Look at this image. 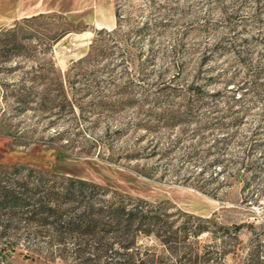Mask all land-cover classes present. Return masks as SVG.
Instances as JSON below:
<instances>
[{
    "label": "rangeland",
    "instance_id": "rangeland-1",
    "mask_svg": "<svg viewBox=\"0 0 264 264\" xmlns=\"http://www.w3.org/2000/svg\"><path fill=\"white\" fill-rule=\"evenodd\" d=\"M241 1L0 0V187L33 203L53 199L37 191L69 179L91 182L101 186L99 201L109 197L103 195L108 189L160 207L165 220L156 228L167 233L159 237H188L174 231L198 221L189 222L180 210L210 219L209 231L196 241L200 255L211 258L208 264H264V129L258 128L264 102L223 92L233 76L264 75V2ZM117 5L127 21L110 43L115 55L74 67L91 50L96 31L117 27ZM237 8L230 22L224 10ZM39 14L62 15L76 31L50 46L47 41L45 54L44 35L63 19L23 22ZM145 24L149 29L134 33ZM72 67L87 74L71 83ZM60 77L70 99H76L71 85L82 89L77 97L85 113L79 107L76 114L39 109L59 99ZM190 85L222 93L207 98L215 106L175 117L171 113L186 109L183 96L171 94L189 95ZM88 89L93 96H86ZM149 96H160L156 105L143 102ZM102 100L109 104H97ZM164 113L186 122L163 127L158 118ZM147 119L151 132L136 127ZM216 120L225 129H215ZM253 131L258 134L251 143ZM75 206L62 208L70 216ZM30 211L0 203V264H92L103 254L102 242L84 252L76 243L87 238L62 233L56 217ZM156 237L141 236L137 244L156 255L154 264L187 263L190 246L173 242L168 248ZM113 247L110 253L122 251L118 243Z\"/></svg>",
    "mask_w": 264,
    "mask_h": 264
},
{
    "label": "trees",
    "instance_id": "trees-1",
    "mask_svg": "<svg viewBox=\"0 0 264 264\" xmlns=\"http://www.w3.org/2000/svg\"><path fill=\"white\" fill-rule=\"evenodd\" d=\"M248 2H253L258 7L259 5H262L264 0H242L241 5L247 6ZM156 10L159 11L160 9L156 8ZM224 13L227 17V20H230L231 22V20H236V17L238 16V8L233 9L232 11H230V9H225ZM257 14L258 12H256V15ZM52 17L54 19H63V21L57 24V29L53 31L51 35H44V40L47 43H44L46 46L44 48L45 54L47 53L48 49L47 41H49L50 46L52 42L59 41L69 33L76 31V29L73 28L69 22H64V19L66 18L62 15L39 14L30 18H25L23 21L24 23H31L37 20H44ZM116 17L117 27L113 30L102 29L96 31V36L91 44V50L86 56L77 61L74 64V67L86 63L90 64L96 61L99 62L100 58H108L115 55V52L111 50L110 43L116 42L120 38L123 23L127 21L125 16L122 14V9L119 5H117L116 8ZM144 26L145 27H140V29L135 30L134 33H141L142 31L149 29L148 25L145 24ZM16 27H14V29H8L2 34V36L16 31ZM17 39V36L14 35L13 41L16 42ZM8 41L10 42V40ZM73 70L74 68L72 67L66 78L71 81V83L78 82L77 78L87 74L86 71L82 72L80 69H76L74 70L73 75L71 74ZM110 72H112V70ZM263 78L264 75H246L243 79H238L236 76H233L228 79V81H226L223 92L227 93L231 91H240L241 95L237 98L238 100L248 93L252 94L253 98L257 97L264 102ZM58 85L59 87H57L55 91L57 92L56 96L59 99L57 101L55 100L54 102L47 101V103L42 104V107L39 109L43 111L70 108L76 114V107H79L83 113H85L82 103L79 104V100L82 98L78 99L77 97L82 89L78 90L73 85H71L72 93L74 92V95H76V99L74 100L69 98L68 89L65 86L64 79L62 77L59 78ZM85 92L86 96L93 94L89 93V89ZM187 92L189 95L171 94L172 97L183 96V106L186 109L184 111L179 110L174 111L176 113H171L174 114L175 117L176 114L179 116L192 115L194 112L204 109L207 106H215V104L210 105V103L207 101V98H218L220 93H222V91H218L210 95L205 90L204 85H198L197 87L190 85L187 89ZM150 98V96L146 97L143 102L152 101L153 104L156 105V101L159 100L158 98H160V96L155 97L154 99L151 98V100ZM97 104L106 106L109 103L102 100L98 101ZM247 111L248 109H244L243 114L247 113ZM167 115V113H164L162 117L158 118V123H162L163 127H174L186 122L184 119L169 120ZM225 124L226 123L222 121L216 120L213 125H215V129L223 130L225 129ZM136 127L143 128L146 132H151L153 128L151 121H148V119L146 121L140 120L138 123H136ZM258 128L264 129V125H259ZM258 132L253 131L252 135L249 137V141H251V143L253 140L257 139L256 136ZM63 134V132H60L58 136L61 138L63 137ZM248 166V164L245 165L246 169L249 168ZM13 168L21 167L16 165ZM0 188V192L3 194L2 196H4V199L0 201L2 205L6 203H12L13 206H19L23 209L27 208V212H32L30 209L34 208V215L45 216V219L47 220L48 218L56 217V220L53 224L58 226L56 227L58 231L62 233L68 232L72 234H79L84 236V238H87L83 239L85 241L81 240L80 242L78 241L76 243L79 245V248H81L83 244L85 245V248L81 249L84 252H87L88 249L90 250L91 248H94L95 243L102 242L104 252L103 254L98 255V259H96L95 263L92 264H154L157 261L156 255L150 252V249H146L145 252H142L137 247L139 238L141 236H158L156 238L160 239V241L168 248L173 242L182 246H190L189 256H185V258H187L186 264H208V262L211 260L209 257L205 258L204 255H200V246L196 242L199 238L198 236L209 231V227L206 223L210 222V219H203L196 215H192L180 210L182 214L188 216L189 222L193 219L198 221V223L193 224L191 227L186 226V221L180 226V229L182 228V230L174 231L176 234H179V232H185V235L188 237H159L164 236V234L167 233L166 231L165 233H160L159 229L156 228L158 225H163L165 220L162 216L163 213L159 212L160 207H154L144 199H135L134 197L124 193L109 191L108 189H105V193H103V195L109 197L99 201L97 196L99 195L98 190L101 189V186L91 182L69 179L68 182H66V184L62 185L61 187L53 186L51 189H42L41 191H37V193L44 192L45 194L54 196L53 199H48L46 201L39 199L33 203H29L25 200L23 201L21 198H18L16 195V190L14 189H8L6 186H1ZM249 199V195L245 197L246 201H249ZM68 203L77 204V206H75L72 210L70 216L67 215V212L62 208L63 204ZM169 204L171 205L172 203ZM173 207L176 206L173 205ZM82 209L83 211H79ZM44 224L49 225L50 223L45 221ZM115 243H118L119 248L122 249V251H112L110 253L109 251L113 250ZM95 248L100 249L102 247ZM176 248L179 247L176 246ZM103 257H105V259H103ZM84 264H91V262L86 261Z\"/></svg>",
    "mask_w": 264,
    "mask_h": 264
}]
</instances>
